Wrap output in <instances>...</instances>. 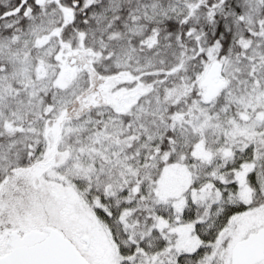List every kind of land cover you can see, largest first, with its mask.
Returning a JSON list of instances; mask_svg holds the SVG:
<instances>
[{
    "label": "snow or ice",
    "instance_id": "obj_1",
    "mask_svg": "<svg viewBox=\"0 0 264 264\" xmlns=\"http://www.w3.org/2000/svg\"><path fill=\"white\" fill-rule=\"evenodd\" d=\"M0 264H264V0H0Z\"/></svg>",
    "mask_w": 264,
    "mask_h": 264
}]
</instances>
